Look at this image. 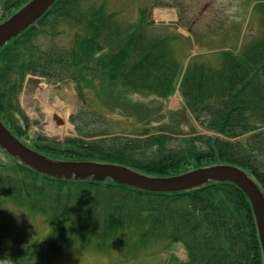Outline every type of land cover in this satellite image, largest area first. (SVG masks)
Returning a JSON list of instances; mask_svg holds the SVG:
<instances>
[{
	"label": "trees",
	"instance_id": "obj_1",
	"mask_svg": "<svg viewBox=\"0 0 264 264\" xmlns=\"http://www.w3.org/2000/svg\"><path fill=\"white\" fill-rule=\"evenodd\" d=\"M27 1L0 0L2 19ZM83 1L55 0L0 46L4 123L26 134L19 94L28 73L70 79L82 101L70 115L77 133L23 141L54 158L120 163L153 175L237 164L264 191V0L251 9L248 1L239 26L230 24L240 27L236 36L223 34L215 44L181 10L176 23L155 22L156 0ZM253 15L260 29L246 36ZM60 25L71 29L70 44L44 47L39 36L57 34ZM176 91L183 102L173 109L168 101ZM121 115L128 123L114 127ZM0 151L7 157H0V256L8 255L9 264H57L77 241L102 250L119 246L132 258L160 243L166 264H263L251 202L234 182L153 191L111 178L50 175L1 145ZM23 215L44 223L45 245ZM179 245L184 259L173 251Z\"/></svg>",
	"mask_w": 264,
	"mask_h": 264
},
{
	"label": "rangeland",
	"instance_id": "obj_2",
	"mask_svg": "<svg viewBox=\"0 0 264 264\" xmlns=\"http://www.w3.org/2000/svg\"><path fill=\"white\" fill-rule=\"evenodd\" d=\"M97 0H84L82 4L84 6L91 5ZM248 1L250 9L254 2L257 0H156L151 4V17L158 23H176L179 18V10L186 14V18L189 21V25L195 29L203 30V40L213 41V43H220L223 41V34L236 36L238 29L233 30L230 24H234L236 27L239 26L237 23L240 16H244L246 13V5ZM261 1V0H260ZM134 2V1H133ZM132 11L134 12V5ZM192 3H195V10H192ZM131 11V12H132ZM250 11V10H249ZM132 12V13H133ZM2 11L0 9V20L2 19ZM127 16V15H126ZM250 17V12L247 19ZM252 21L249 25L244 26L246 36L257 34L260 25L258 23V17L252 16ZM246 24V23H245ZM61 30L55 35L49 33H42L39 36V41L44 47L48 46H62L66 47L71 41V29L69 27L60 25L57 26ZM179 30L188 35L189 29L181 24H178ZM221 41L219 42L220 37ZM210 43V42H209ZM28 81V82H27ZM28 83L26 87L25 84ZM138 96V95H137ZM182 97L179 91H176L169 99L168 106L173 109H177L182 105ZM20 106L26 115L24 120L21 116L19 121L25 124L24 129L26 130V139L28 140L30 135H45L52 138H63L65 135L71 133H77L75 124L70 120V115L76 113L81 108V99L78 97L74 82L70 79L64 81L50 80L49 77L40 76L39 78L34 77V74H28L24 80L22 91L19 94ZM57 113L61 116L66 126L64 131L59 136L48 134L43 130V127L39 126L38 123H33L34 119L41 122L48 119L54 121L57 125L56 120L53 118V114ZM119 116L121 121H116L114 127H122L128 123V120ZM64 122V123H65ZM112 123L108 122L110 125ZM42 125L44 123H41ZM61 124V123H58ZM107 125L106 123H103ZM30 137V138H31ZM0 157L7 159L4 152L0 151ZM21 216L22 222L28 227L29 232L39 237V246L45 245L46 232L43 230L44 223L41 222L38 216L31 218L28 215ZM38 228L39 233H35V228ZM160 243H154L147 249L143 250V256L138 258H132L131 255L126 254L124 248L114 246L110 249L102 250L92 247L88 244H82L81 242H75L74 247L68 253H63L58 260L57 264H166L167 254L161 251L159 248ZM177 256L181 259L186 258V251L180 245L173 250Z\"/></svg>",
	"mask_w": 264,
	"mask_h": 264
},
{
	"label": "water",
	"instance_id": "obj_3",
	"mask_svg": "<svg viewBox=\"0 0 264 264\" xmlns=\"http://www.w3.org/2000/svg\"><path fill=\"white\" fill-rule=\"evenodd\" d=\"M55 0H28L8 17L0 21V46L34 23ZM57 123L64 119L53 114ZM47 122V121H46ZM33 123L39 120L34 119ZM0 145L10 154L44 173L65 178H88L116 182L153 191H177L200 185L211 180H228L241 187L249 197L254 212L264 264V191L255 178L237 164L217 162L198 166L180 173L153 175L132 166L91 159H60L51 157L26 144L3 122L0 116Z\"/></svg>",
	"mask_w": 264,
	"mask_h": 264
},
{
	"label": "bare ground",
	"instance_id": "obj_4",
	"mask_svg": "<svg viewBox=\"0 0 264 264\" xmlns=\"http://www.w3.org/2000/svg\"><path fill=\"white\" fill-rule=\"evenodd\" d=\"M66 125V122L56 125L54 121L48 119L47 122L42 125V127L43 130L46 131L48 134L59 136L64 131Z\"/></svg>",
	"mask_w": 264,
	"mask_h": 264
},
{
	"label": "flooded vegetation",
	"instance_id": "obj_5",
	"mask_svg": "<svg viewBox=\"0 0 264 264\" xmlns=\"http://www.w3.org/2000/svg\"><path fill=\"white\" fill-rule=\"evenodd\" d=\"M28 74H31V73H28ZM27 74V75H28ZM37 75H34V77H36ZM40 76H37V78H39ZM28 82V81H27ZM26 82L25 86L27 87L28 86V83ZM9 126V124H8ZM10 127V126H9ZM11 129V128H10ZM13 131V129H11ZM15 135L19 136L21 139L24 138L26 140V136L24 134H22L21 136L19 135V131L15 130L13 131ZM22 139V140H24Z\"/></svg>",
	"mask_w": 264,
	"mask_h": 264
},
{
	"label": "clouds",
	"instance_id": "obj_6",
	"mask_svg": "<svg viewBox=\"0 0 264 264\" xmlns=\"http://www.w3.org/2000/svg\"><path fill=\"white\" fill-rule=\"evenodd\" d=\"M0 264H9V257H8V255L0 256Z\"/></svg>",
	"mask_w": 264,
	"mask_h": 264
}]
</instances>
